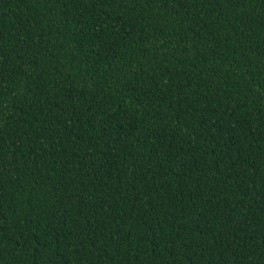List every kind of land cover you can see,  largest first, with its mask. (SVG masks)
Returning a JSON list of instances; mask_svg holds the SVG:
<instances>
[{"label":"trees","instance_id":"trees-1","mask_svg":"<svg viewBox=\"0 0 264 264\" xmlns=\"http://www.w3.org/2000/svg\"><path fill=\"white\" fill-rule=\"evenodd\" d=\"M0 264H264V0H0Z\"/></svg>","mask_w":264,"mask_h":264}]
</instances>
